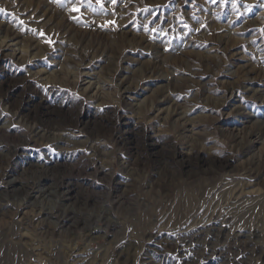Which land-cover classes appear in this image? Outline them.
Instances as JSON below:
<instances>
[{"label":"rangeland","instance_id":"rangeland-1","mask_svg":"<svg viewBox=\"0 0 264 264\" xmlns=\"http://www.w3.org/2000/svg\"><path fill=\"white\" fill-rule=\"evenodd\" d=\"M0 9V264H264V0Z\"/></svg>","mask_w":264,"mask_h":264},{"label":"bare ground","instance_id":"bare-ground-1","mask_svg":"<svg viewBox=\"0 0 264 264\" xmlns=\"http://www.w3.org/2000/svg\"><path fill=\"white\" fill-rule=\"evenodd\" d=\"M46 12H47V10H46ZM65 24V23H64ZM67 25V24H66ZM8 29V28H7ZM0 31H1V27H0ZM7 31V30H6ZM5 31V32H6ZM7 35L10 37V35H12V36H14V37H12V38H15V37H17V33H14L13 31L11 32V31H7ZM77 34V33H76ZM166 98V97H165ZM176 110V109H175ZM49 112V111H48ZM175 111H173V113H174ZM177 112V111H176ZM177 113H175V115H176ZM27 115V114H26ZM37 115V114H36ZM170 115H171V112H170ZM29 116V115H28ZM48 116V115H47ZM65 117V116H64ZM172 117V116H171ZM26 118V117H25ZM28 118V117H27ZM170 119V118H169ZM27 122V121H26ZM30 122V121H29ZM58 122V120H56V119H50V117H47L46 119H42V118H39V119H37V120H35L34 121V123H33V125L32 124H30V125H32L31 126V129L33 130V137L35 138H37V137H40V138H42V139H46V140H49V141H53V142H59V141H64L65 140V138H66V142H67V140H70V139H68L67 138V136L65 135H63V134H60V133H56L55 132V127L56 126H58L57 124H59V123H57ZM178 124V123H177ZM263 123H261L260 124V126H258L257 127V129L258 130H256L255 132H251V135H253V134H255V133H261V131L263 132L264 131V125H262ZM60 126H61V123H60ZM257 126V125H256ZM184 128V127H183ZM50 131V132H49ZM84 131V130H83ZM101 131V130H100ZM105 131V130H104ZM252 131H254V130H252ZM259 131V132H258ZM55 132V133H54ZM65 133V132H64ZM65 137V138H64ZM122 138V137H121ZM228 138V140L230 141V142H235L236 140H237V138H238V136H237V134H231L230 136H228L227 137ZM242 138V137H241ZM247 139V138H246ZM243 144V143H242ZM249 144V140H244V145H246V147H244L243 146V148H248V145ZM67 145V144H66ZM169 145V144H168ZM241 145V144H240ZM174 151H176V150H174ZM250 161H248L247 162V165H246V167L245 168H243L244 169V171H243V173L245 174V176H248L249 178H251V175L253 176V175H256L260 170H262V171H264V164L262 163V165H260L259 164V162L258 161H256L255 159H249ZM60 165V164H59ZM35 166V165H34ZM5 167V166H4ZM36 167V166H35ZM34 167V168H35ZM65 167V166H64ZM165 167V166H164ZM33 168V169H34ZM128 169V168H127ZM60 170V169H59ZM135 170V169H134ZM249 170L250 171H252V173H250L249 172ZM41 171V170H40ZM43 171V170H42ZM130 171V170H129ZM254 171H256L255 172V174H254ZM33 172V171H32ZM132 172V171H131ZM134 172V171H133ZM132 172V173H133ZM220 172V171H219ZM240 172V171H239ZM37 173V172H36ZM39 173V172H38ZM41 173V172H40ZM31 174V173H30ZM67 174V173H66ZM34 175V174H33ZM32 175V176H33ZM36 175H38L39 177L40 176H42L43 174H36ZM28 176V175H27ZM26 176V177H27ZM31 176V177H32ZM46 176V175H45ZM62 177V176H61ZM64 177V176H63ZM58 179V178H57ZM35 180V179H34ZM14 181V180H13ZM12 179L10 180V182H9V180H7L6 182H7V184L5 183V185H6V187H7V189H8V191H13L14 192V190H16V188H14V186H13V184H12ZM24 185V184H23ZM52 185V184H51ZM59 186H58V188L57 187H50L49 189H47L46 190V194L48 195V196H53V197H55V198H57L58 199V201H59V203L61 204L62 203V201L64 200V197H65V195H67V192H69L70 191V186H69V182L67 181L66 183H64V181H60L59 182V184H58ZM63 185H65L66 187H65V190H61V191H59V188L60 187H62ZM23 187V186H22ZM18 188V187H17ZM22 190V189H21ZM17 192V191H16ZM22 192V191H21ZM19 193V192H18ZM236 193V192H235ZM17 194V193H16ZM20 194V193H19ZM16 196V195H15ZM19 196H21V195H19ZM1 197H3V195L1 196ZM23 197H24V195H23ZM233 197V196H232ZM2 201V200H1ZM1 205V204H0ZM79 206V205H78ZM65 207V206H64ZM64 207H62V208H64ZM66 208H68V207H66ZM66 208H64V211H66V210H69V211H71V210H73V209H66ZM71 208V207H70ZM74 208V207H73ZM75 209V208H74ZM78 211V210H77ZM68 212V211H67ZM65 213V212H64ZM102 213V212H101ZM48 214L51 216L52 215V212H49L48 211ZM55 216H57V215H55ZM60 216V215H59ZM62 216H64V215H62ZM58 217V216H57ZM56 217V218H57ZM84 223V222H83ZM87 224V223H86ZM18 225V224H17ZM88 225V224H87ZM82 226V225H81ZM76 228V227H75ZM8 229V228H7ZM91 230V229H90ZM2 232V231H1ZM25 233V232H24ZM66 234V233H65ZM23 235H25V234H23ZM88 236V235H87ZM2 239V238H1ZM1 239H0V241H1ZM8 240V239H7ZM25 240V239H24ZM2 242V241H1ZM8 243V242H7ZM0 244H2V243H0ZM8 246V245H7ZM37 246V245H36ZM1 247V246H0ZM5 249H6V247H4ZM68 248V247H67ZM3 249V248H2ZM58 249H59V247H58ZM61 251V250H60ZM64 251H65V249H64ZM71 253H70V255H72L73 256V258H71L69 261H66V259H65V262H64V264H80V262H81V260H83L84 259V257H83V259H79L78 257V251H76V248H71ZM69 251V252H70ZM78 252V253H77ZM66 253V252H65ZM58 254V253H57ZM68 254V253H67ZM59 255V254H58ZM57 255V256H58ZM65 256V255H64ZM63 256V257H64ZM68 256V255H67ZM66 256V257H67ZM93 256V255H92ZM65 257V258H66ZM69 257V256H68ZM90 258V257H89ZM17 260V259H16ZM89 260V259H88ZM84 261V260H83ZM82 261V262H83ZM81 262V263H82ZM84 263V262H83ZM91 263V262H90ZM89 263V264H90Z\"/></svg>","mask_w":264,"mask_h":264},{"label":"snow or ice","instance_id":"snow-or-ice-1","mask_svg":"<svg viewBox=\"0 0 264 264\" xmlns=\"http://www.w3.org/2000/svg\"><path fill=\"white\" fill-rule=\"evenodd\" d=\"M4 10L3 9H0V12H3Z\"/></svg>","mask_w":264,"mask_h":264}]
</instances>
